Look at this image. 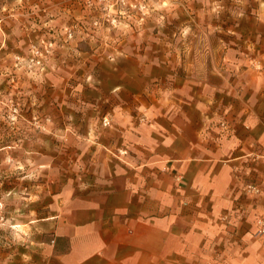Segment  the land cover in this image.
Returning a JSON list of instances; mask_svg holds the SVG:
<instances>
[{"label":"crops","instance_id":"crops-1","mask_svg":"<svg viewBox=\"0 0 264 264\" xmlns=\"http://www.w3.org/2000/svg\"><path fill=\"white\" fill-rule=\"evenodd\" d=\"M206 33L113 42L73 101L74 177L0 264H264V24Z\"/></svg>","mask_w":264,"mask_h":264},{"label":"rangeland","instance_id":"rangeland-1","mask_svg":"<svg viewBox=\"0 0 264 264\" xmlns=\"http://www.w3.org/2000/svg\"><path fill=\"white\" fill-rule=\"evenodd\" d=\"M263 24L264 0H0V260L16 234L31 231L21 224L47 216L59 183L74 177L73 101L118 42L174 36L180 47L213 28L247 42L245 28ZM59 90L69 95L67 118L57 112Z\"/></svg>","mask_w":264,"mask_h":264},{"label":"built area","instance_id":"built-area-1","mask_svg":"<svg viewBox=\"0 0 264 264\" xmlns=\"http://www.w3.org/2000/svg\"><path fill=\"white\" fill-rule=\"evenodd\" d=\"M105 125L108 124L106 120H104ZM125 153V152H124ZM247 191L249 193H252L254 195H259L260 191L256 186L249 185L247 186ZM256 225H257V235H263L264 234V218H259L256 220Z\"/></svg>","mask_w":264,"mask_h":264}]
</instances>
